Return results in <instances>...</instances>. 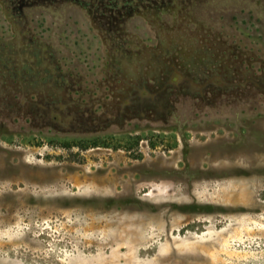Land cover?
Listing matches in <instances>:
<instances>
[{"label":"rangeland","instance_id":"obj_1","mask_svg":"<svg viewBox=\"0 0 264 264\" xmlns=\"http://www.w3.org/2000/svg\"><path fill=\"white\" fill-rule=\"evenodd\" d=\"M0 264H264V0H0Z\"/></svg>","mask_w":264,"mask_h":264},{"label":"flooded vegetation","instance_id":"obj_2","mask_svg":"<svg viewBox=\"0 0 264 264\" xmlns=\"http://www.w3.org/2000/svg\"><path fill=\"white\" fill-rule=\"evenodd\" d=\"M137 142H138V139H137Z\"/></svg>","mask_w":264,"mask_h":264}]
</instances>
